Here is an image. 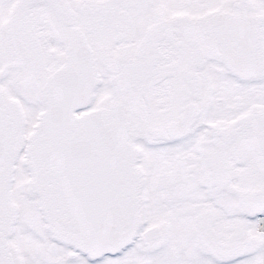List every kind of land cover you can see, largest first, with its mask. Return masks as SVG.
<instances>
[{
	"label": "snow or ice",
	"instance_id": "snow-or-ice-1",
	"mask_svg": "<svg viewBox=\"0 0 264 264\" xmlns=\"http://www.w3.org/2000/svg\"><path fill=\"white\" fill-rule=\"evenodd\" d=\"M0 264H264V0H0Z\"/></svg>",
	"mask_w": 264,
	"mask_h": 264
}]
</instances>
